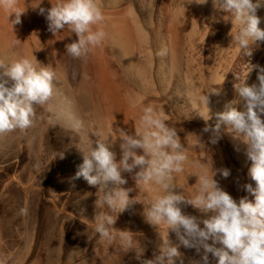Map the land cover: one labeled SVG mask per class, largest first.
<instances>
[{
	"label": "rangeland",
	"instance_id": "374dc122",
	"mask_svg": "<svg viewBox=\"0 0 264 264\" xmlns=\"http://www.w3.org/2000/svg\"><path fill=\"white\" fill-rule=\"evenodd\" d=\"M202 2L97 0L106 9L112 5L120 8L134 30H130L134 39L132 49L111 43L102 56L114 57L121 51L136 56L134 63L122 67L132 78L151 88V92L144 90L146 98L141 107H154L177 134L183 128L203 130L205 121L196 115L198 112L206 117L203 94L218 91V94L209 93V108L213 114L223 112L226 105L240 99L234 88L239 78L242 80L247 73L244 82L248 86L258 85L255 66L264 68V41L251 46L250 56L240 54L230 36L238 29L234 21L231 23V14L216 10L212 0ZM256 14L261 20L259 27L264 30V6ZM70 33L69 43L77 39L75 33ZM162 48H167L168 54L157 56ZM65 53L61 73L53 69L57 75L56 94L47 104L35 106L33 126L0 135V264L17 261L9 253L13 256L21 245L32 252L21 256V260L38 255L34 264H51V258L54 264H96L93 249L101 238L94 231V216L108 209L98 206L102 196L100 186L95 188L83 178L73 177L83 162V154H88L97 141L114 143L112 150L117 161L121 151L111 130L98 120L97 110L106 100L90 84L89 68L79 58ZM26 57L15 44L10 52L0 49V60L5 63ZM156 100L163 103L161 108ZM232 106L243 110L242 101ZM260 118L264 122V114ZM75 119L83 121L79 130L73 127ZM208 123H215L214 115ZM218 144L232 158L226 156L233 167L230 185L238 202L246 197L244 185L252 180L248 174L251 161L245 155L246 145L228 132L226 125L221 126ZM122 176L127 183L121 187L130 188L129 173ZM135 187L138 194L152 191L137 182ZM153 189L155 200L159 188L153 185ZM129 196L137 197L133 191ZM22 207L28 209L26 216L20 215ZM143 212H135L132 204L118 214L115 223L147 222ZM147 258L152 259V255L147 254ZM134 262L129 252L117 256L114 264Z\"/></svg>",
	"mask_w": 264,
	"mask_h": 264
},
{
	"label": "clouds",
	"instance_id": "9594fccd",
	"mask_svg": "<svg viewBox=\"0 0 264 264\" xmlns=\"http://www.w3.org/2000/svg\"><path fill=\"white\" fill-rule=\"evenodd\" d=\"M206 2L203 0L201 4ZM41 3L39 0L33 8H39V13L45 15L48 30L53 35L65 27L75 33L77 39L66 45V52L73 58L85 57L91 49L103 44L107 35L102 27L105 16L97 0H57L48 9L39 7ZM17 4L18 0H0V9L9 13L8 21L10 14H15L9 22L11 28L21 23L24 12L17 10ZM212 4L216 10L231 14V23L234 21L238 25L236 33L230 35L232 43L238 46L240 54L250 56L251 46L264 41V30L259 27L261 20L256 14L257 9L264 6V0H212ZM95 25L100 27L94 29ZM167 54V48L156 53L160 57ZM39 65L34 56L33 59L20 58L10 63L0 60V135L32 127L35 106L47 104L56 94V72ZM255 67L258 68V85L248 86L244 82L247 73L234 85L239 101H232L226 105L225 111L213 114L209 108V93L218 94V91H210L202 95L206 117L196 114L205 121L202 131L210 133L209 143H218L221 126L226 125L227 131L246 145L245 155L251 161L248 174L256 186L246 184L244 188L254 197V202L248 201L247 197L238 202L233 199L214 179L216 172L212 167L211 175L205 172L196 176L197 191L191 199L175 191L178 186L174 174L183 173L189 159L185 146L176 129L169 127L154 107H143L140 130L135 135L120 129L119 160L112 150L114 143L97 141L88 154H83V162L73 177L83 178L89 186H100L102 190L98 206L106 207L108 211L95 214L94 231L103 241L111 244L119 234L121 247L126 251L135 249V258L140 264H177V261L183 264L178 250L181 245L194 248L197 253L203 249L202 264H209L208 254L215 258L216 264H264V122L260 118V114H264V68ZM240 101L243 110L232 106ZM213 115L215 123L209 124ZM73 127L81 129L83 121L75 119ZM196 138L201 141L198 136ZM195 167L200 165L196 163ZM219 172L223 178L230 175L226 168ZM122 173L132 174L135 182L149 189L154 190L155 185L162 193L143 212L149 224H162L165 229L159 252L153 253L152 259H141L144 248L137 244L132 232L113 227L118 214L134 203H141L136 197L130 198L132 188L121 187L127 183ZM184 204L206 214L207 218L200 220L182 213L181 205ZM27 214L28 209L22 207L20 215ZM169 231L175 234L179 243L174 244L169 239Z\"/></svg>",
	"mask_w": 264,
	"mask_h": 264
},
{
	"label": "bare ground",
	"instance_id": "6f19581e",
	"mask_svg": "<svg viewBox=\"0 0 264 264\" xmlns=\"http://www.w3.org/2000/svg\"><path fill=\"white\" fill-rule=\"evenodd\" d=\"M56 2L57 0H42L39 7L48 9L52 6L51 4L54 5ZM38 3L39 0H18L17 10L24 12L20 17L21 23L13 25L12 28L9 22L14 18L15 14H10L8 21L9 13L0 9V49L2 52H10L15 44L18 50H22L27 55L26 58L33 59L34 56L41 66L57 69L61 73L63 61L66 59L64 53L66 51V45L69 44L71 29L65 27L59 33L53 35L48 30L45 15L39 13V8H33ZM101 8L105 16L102 27L107 34L106 38L101 46L91 49L87 56L77 60H80L81 64L83 63L87 69L89 68L90 72L87 78L90 79V84L94 85L95 91L97 92L99 90V95H102L106 100L104 106H101L100 110H97L99 119L96 118L111 130L114 140L116 139L120 143V129L133 135L140 130L139 120L143 109L141 105L144 104L146 98V92L144 90L147 89L151 92V88L148 84L139 83L136 79L132 78L122 67L125 63L131 64L135 62L136 56L134 54L121 51L114 57L108 56V58H104L102 56L106 47L111 43H116L123 48L127 47L128 49H132L134 39L130 31L133 28L127 24L126 15L120 8L115 5L110 6L108 9ZM97 27L100 26H93L94 29ZM156 102L158 103L157 100ZM158 104L159 108H161L163 103ZM178 136L181 139V143L185 146L189 159L185 163V171L181 174H174L178 186L175 191L182 192L186 198L191 199L197 191L196 176L205 172L211 175L213 169L216 172L214 179L234 199V190L230 185V180L234 178V171L226 156L231 157L218 143L215 145L209 143L210 133L183 128ZM196 136L201 141H198ZM208 160H210L212 166H210ZM196 163L200 165L199 168L195 167ZM225 168L230 171V175L227 178H223L219 172L220 169ZM129 175L128 186L133 188L134 194L137 195L136 198L141 201V203L137 202L133 204L134 211L143 212L145 210L146 212L149 205L154 202V192L153 190L150 193L144 192L142 194L135 192L136 182L132 179V174ZM249 184L253 188L256 186L253 180ZM245 193L248 201L254 202V197L251 193L247 191ZM160 194L162 193L159 190V194L156 193L155 195ZM146 195L148 198H146ZM181 210L182 213L196 216L200 220L207 218L206 214L200 213L191 205H181ZM113 227L121 231L127 230L134 234V239H137L140 242V246L144 248V253L141 257L142 260L148 259L147 254H151L152 258L153 253L158 254L159 246L162 243L161 238L165 231L164 225L153 226L148 222L136 223L134 221H126L120 224L115 223ZM200 227H203V224H200ZM169 239L174 244L179 243L175 234L171 231H169ZM113 242L115 243L108 244L101 239L100 244L93 249L96 264H114L117 256H125L129 252L134 257V264H140V261L135 258V249L126 251L121 247L119 234H117V238ZM208 243H211V241H208ZM113 245L116 246L115 250L112 249ZM216 246L219 247L220 245L217 244ZM178 250L182 254L183 264L201 262L203 249H201L200 253H197L194 248H185L181 245ZM30 253L32 252L24 250L21 245L19 252L13 253V256H11L12 253H9V257L17 259V261L10 262V264H34L38 260V255H35L33 258L26 257L21 260V256H26ZM208 255L209 264H216L215 258L211 254ZM51 264H54L52 258ZM177 264H179V261H177Z\"/></svg>",
	"mask_w": 264,
	"mask_h": 264
}]
</instances>
